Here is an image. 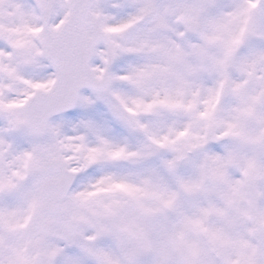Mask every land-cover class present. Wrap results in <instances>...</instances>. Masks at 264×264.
Instances as JSON below:
<instances>
[{"label": "snow or ice", "instance_id": "6c2138e0", "mask_svg": "<svg viewBox=\"0 0 264 264\" xmlns=\"http://www.w3.org/2000/svg\"><path fill=\"white\" fill-rule=\"evenodd\" d=\"M0 264H264V0H0Z\"/></svg>", "mask_w": 264, "mask_h": 264}, {"label": "rangeland", "instance_id": "374dc122", "mask_svg": "<svg viewBox=\"0 0 264 264\" xmlns=\"http://www.w3.org/2000/svg\"><path fill=\"white\" fill-rule=\"evenodd\" d=\"M82 95L90 96L91 93L86 91V92H83ZM65 116H71L77 119H93L98 122H103V120L107 118V111L105 109V106L102 103L97 101L96 103H94L93 105H91L90 107L86 109L77 107L75 110H73L71 113ZM75 122H76V119H73L72 123H75Z\"/></svg>", "mask_w": 264, "mask_h": 264}, {"label": "water", "instance_id": "95a60500", "mask_svg": "<svg viewBox=\"0 0 264 264\" xmlns=\"http://www.w3.org/2000/svg\"><path fill=\"white\" fill-rule=\"evenodd\" d=\"M83 90H88V89H81V91H83ZM73 109H74V108H73ZM69 111H72V109L68 110V112H69ZM54 119H55V118H54Z\"/></svg>", "mask_w": 264, "mask_h": 264}]
</instances>
